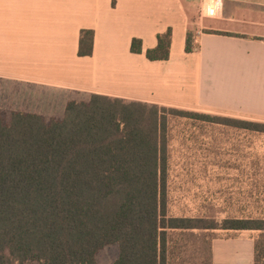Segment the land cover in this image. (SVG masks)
I'll return each instance as SVG.
<instances>
[{
    "label": "trees",
    "instance_id": "16d2710c",
    "mask_svg": "<svg viewBox=\"0 0 264 264\" xmlns=\"http://www.w3.org/2000/svg\"><path fill=\"white\" fill-rule=\"evenodd\" d=\"M92 41L81 32L80 55ZM170 43V30L158 34L146 58L167 60ZM130 49L142 53V40ZM168 115L264 133V122L99 94L61 118L0 110V264H97L114 243L112 264H166L171 231H264V219L168 214Z\"/></svg>",
    "mask_w": 264,
    "mask_h": 264
},
{
    "label": "crops",
    "instance_id": "0c3cea01",
    "mask_svg": "<svg viewBox=\"0 0 264 264\" xmlns=\"http://www.w3.org/2000/svg\"><path fill=\"white\" fill-rule=\"evenodd\" d=\"M168 30L169 58L148 60ZM0 80L64 93L61 115L16 110L45 118L99 94L264 122V0H0Z\"/></svg>",
    "mask_w": 264,
    "mask_h": 264
},
{
    "label": "rangeland",
    "instance_id": "374dc122",
    "mask_svg": "<svg viewBox=\"0 0 264 264\" xmlns=\"http://www.w3.org/2000/svg\"><path fill=\"white\" fill-rule=\"evenodd\" d=\"M39 91L0 80L4 117L16 110L61 115L64 93ZM167 203L172 216L264 219V133L168 115ZM118 254L117 243L107 245L97 264ZM166 264H264V231H171Z\"/></svg>",
    "mask_w": 264,
    "mask_h": 264
},
{
    "label": "built area",
    "instance_id": "2783aa9c",
    "mask_svg": "<svg viewBox=\"0 0 264 264\" xmlns=\"http://www.w3.org/2000/svg\"><path fill=\"white\" fill-rule=\"evenodd\" d=\"M213 12H214V9H212V8H209V9H208V13H209V14H212Z\"/></svg>",
    "mask_w": 264,
    "mask_h": 264
}]
</instances>
